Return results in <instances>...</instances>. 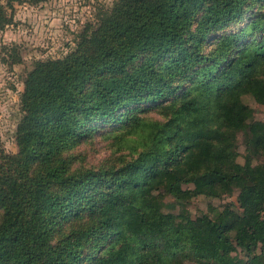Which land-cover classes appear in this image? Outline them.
<instances>
[{
  "label": "trees",
  "instance_id": "trees-1",
  "mask_svg": "<svg viewBox=\"0 0 264 264\" xmlns=\"http://www.w3.org/2000/svg\"><path fill=\"white\" fill-rule=\"evenodd\" d=\"M247 13L209 47L210 34ZM9 22L0 5V30ZM250 31L257 43L241 47ZM263 71L264 0H115L99 10L72 50L26 74L17 151L0 145V264H244L236 247L247 264H264L255 254L264 245V130L242 100H264ZM155 102L160 119L131 113ZM118 118L128 125L111 145L124 154L84 165L71 149L96 121ZM238 132L242 164L230 157ZM197 179L210 196L238 183L241 206L219 219L163 210L165 194L182 202L180 185ZM218 244L221 260L203 249Z\"/></svg>",
  "mask_w": 264,
  "mask_h": 264
},
{
  "label": "rangeland",
  "instance_id": "rangeland-1",
  "mask_svg": "<svg viewBox=\"0 0 264 264\" xmlns=\"http://www.w3.org/2000/svg\"><path fill=\"white\" fill-rule=\"evenodd\" d=\"M115 0H0L7 17L11 22L0 30V145L10 153L17 151L15 142L16 124L21 117L19 98L23 90V83L27 72L37 60L47 58H59L74 48L77 36L86 23H94L99 10L110 8ZM244 15L228 23L224 28L217 29L207 39L209 47H212L222 35L236 32L244 26L249 17ZM257 41L255 32L242 34L240 46ZM257 43V42H255ZM201 50L204 52L205 48ZM256 84L264 86V71L256 75ZM183 87V85L181 86ZM183 92L179 88L173 92L174 99ZM164 97L163 99H165ZM161 99V101L163 100ZM246 111L252 117L255 126L264 130V100L256 101L251 95L243 96ZM158 102V101H157ZM158 103L143 105L139 110L131 113H139L152 119H160L155 112ZM122 116V117H121ZM119 116L124 118L125 114ZM114 121L102 119L96 121L89 136L81 139L71 152L78 153V158L84 165L94 168L105 165L109 160L124 154L117 151L116 146L111 145L113 135L122 132L128 125V121L121 119ZM244 134L238 132L236 137V149L230 153L232 160L243 163L246 149L244 148ZM189 147L185 148V152ZM262 159V157H261ZM251 161L256 164L259 157L251 156ZM119 163V158L115 160ZM186 193L182 202H177L173 195L163 196V210L173 214L183 213L191 218L200 217L202 214L210 218L219 219L221 212L228 208V212L241 206L242 195L239 185L232 182L224 186V191L215 196L206 195L200 179L193 182L182 183L179 188ZM264 215V210L262 211ZM59 227H55L57 231ZM104 241H101L103 243ZM203 247L209 252L211 258L221 260V248ZM103 245L98 248L102 250ZM264 253V245L257 244L255 254ZM247 264L246 254L239 247L232 252ZM94 260L82 264H90Z\"/></svg>",
  "mask_w": 264,
  "mask_h": 264
}]
</instances>
